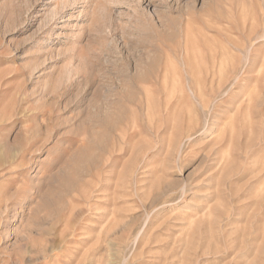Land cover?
I'll return each instance as SVG.
<instances>
[{
	"label": "rangeland",
	"instance_id": "374dc122",
	"mask_svg": "<svg viewBox=\"0 0 264 264\" xmlns=\"http://www.w3.org/2000/svg\"><path fill=\"white\" fill-rule=\"evenodd\" d=\"M0 264H264V0H0Z\"/></svg>",
	"mask_w": 264,
	"mask_h": 264
},
{
	"label": "bare ground",
	"instance_id": "6f19581e",
	"mask_svg": "<svg viewBox=\"0 0 264 264\" xmlns=\"http://www.w3.org/2000/svg\"><path fill=\"white\" fill-rule=\"evenodd\" d=\"M202 61V60H201Z\"/></svg>",
	"mask_w": 264,
	"mask_h": 264
}]
</instances>
